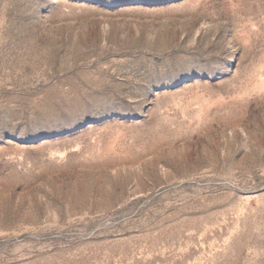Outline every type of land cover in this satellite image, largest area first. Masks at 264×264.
<instances>
[{
  "label": "rangeland",
  "instance_id": "374dc122",
  "mask_svg": "<svg viewBox=\"0 0 264 264\" xmlns=\"http://www.w3.org/2000/svg\"><path fill=\"white\" fill-rule=\"evenodd\" d=\"M0 264H264V0H0Z\"/></svg>",
  "mask_w": 264,
  "mask_h": 264
}]
</instances>
